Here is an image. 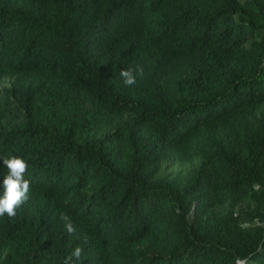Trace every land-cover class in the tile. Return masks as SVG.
<instances>
[{"label": "trees", "instance_id": "trees-1", "mask_svg": "<svg viewBox=\"0 0 264 264\" xmlns=\"http://www.w3.org/2000/svg\"><path fill=\"white\" fill-rule=\"evenodd\" d=\"M12 156L0 264H264V0H0Z\"/></svg>", "mask_w": 264, "mask_h": 264}, {"label": "clouds", "instance_id": "clouds-1", "mask_svg": "<svg viewBox=\"0 0 264 264\" xmlns=\"http://www.w3.org/2000/svg\"><path fill=\"white\" fill-rule=\"evenodd\" d=\"M137 71L143 74V68H138ZM120 77L125 85L131 86L136 83V77L132 69H121ZM2 165L7 169V174L3 177L0 184V216L7 214L9 218L16 216V210L29 199L31 182L25 178V173L28 168L27 162L18 156L2 158ZM67 221L68 218L64 217ZM66 230L69 234L75 231L71 222L66 223ZM82 254V249L75 248L66 258L65 264H75L79 261Z\"/></svg>", "mask_w": 264, "mask_h": 264}, {"label": "rangeland", "instance_id": "rangeland-1", "mask_svg": "<svg viewBox=\"0 0 264 264\" xmlns=\"http://www.w3.org/2000/svg\"><path fill=\"white\" fill-rule=\"evenodd\" d=\"M7 83V81L6 80H3V84H6Z\"/></svg>", "mask_w": 264, "mask_h": 264}]
</instances>
